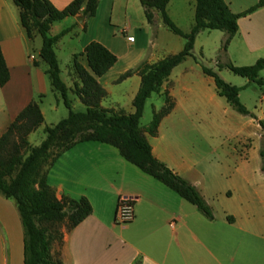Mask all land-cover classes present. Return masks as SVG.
<instances>
[{
    "label": "crops",
    "instance_id": "1",
    "mask_svg": "<svg viewBox=\"0 0 264 264\" xmlns=\"http://www.w3.org/2000/svg\"><path fill=\"white\" fill-rule=\"evenodd\" d=\"M48 1L62 10L73 0ZM223 1L232 13L238 14L252 8L259 0ZM171 2L169 0L166 6L170 19ZM76 17L51 25L48 34L52 37L70 29L53 45L54 54L65 38L76 42L69 52L72 69L73 55L82 53L89 43L104 46L117 61L97 78L106 91L100 106L133 114V100L141 78L133 74L117 82L119 77L142 62L154 64L180 53L184 39L169 32L157 12L153 25H149L140 0H99L93 17H83L82 23H78ZM118 27H122L123 40L115 34ZM37 38L40 41H36ZM130 38L132 42H128ZM36 43L39 53L41 38L37 35L29 41L19 23L18 9L11 0H0V49L9 71V81L0 87V135L27 104L52 92L46 75L47 65L39 56L30 54L33 49L30 46ZM232 51L246 56L264 53V6L238 19L237 33L226 53ZM55 57L58 64L56 54ZM78 61L86 67L84 56ZM178 66L155 93L162 102L152 106L153 111H159L164 105L163 94L167 92L174 107L160 122L157 135L147 136V141L156 160L197 188L211 209L213 219H207L175 192L126 162L117 149L97 142L78 143L63 152L45 172L46 184L58 200L83 197L91 205V214L65 233L62 264H264V190L254 186L261 170L242 160L230 167L222 158L212 160L204 155L197 159L192 141L193 123L204 117L206 99L212 100L213 95L206 80L195 81L190 73H182L173 80L172 74ZM66 75L64 82L59 69L61 81L71 88L78 82L73 69ZM54 96L49 113L62 115L63 103ZM43 103L39 108L45 123ZM255 119L250 118L249 124L259 129L257 121L264 119ZM33 134L28 136L29 142ZM43 139L30 145L37 147ZM119 196L134 198L133 220L124 226L116 225L114 220ZM0 264H23V228L19 213L15 202L2 195Z\"/></svg>",
    "mask_w": 264,
    "mask_h": 264
},
{
    "label": "trees",
    "instance_id": "2",
    "mask_svg": "<svg viewBox=\"0 0 264 264\" xmlns=\"http://www.w3.org/2000/svg\"><path fill=\"white\" fill-rule=\"evenodd\" d=\"M11 1L18 9L19 23L27 39L32 41L37 35L41 38L38 56L47 65L46 75L52 92L60 94L61 101L68 111L65 119L55 125L44 127V139L37 147L30 146L28 142V136L44 123L37 101L27 104L0 135V195L13 200L16 204L23 228V264H62L60 259L52 258L50 254L52 237L49 239L50 235L46 234L41 224L44 221L55 222L57 225L64 224L68 232L91 214V205L86 198L71 200L62 197L58 200L53 190L46 184L45 174L39 180V190L33 187L42 164L51 158L48 166L50 167L63 152L78 143L97 142L117 149L126 162L175 192L207 219H213L211 209L197 188L156 160L151 153L147 136L157 135L160 122L174 107L172 98L167 92L163 94L164 105L159 111H153L152 120L147 127L141 128L140 119L146 100L160 91L173 68L191 56L194 40L200 32L205 30L223 32L225 39L222 51L225 52L237 33L238 19L263 7L264 0H259L255 6L238 14L232 13L223 0H194V22L188 33L179 30L168 17L166 6L169 0H140L149 25H153L154 13H159L166 29L183 38L185 44L180 53L154 64L142 62L119 77L117 82L133 74L141 78L139 90L133 100L134 113L131 115L106 110L100 106V102L106 97V91L98 83L97 78L103 76L117 61L116 57L101 44L91 42L82 53L73 55L72 69L78 82L70 89L59 76L53 45L70 29L52 37L48 34L51 25L80 14L84 18L93 17L99 0H73L62 10L56 9L48 0ZM80 56H84L86 67L79 63ZM218 67L227 68L249 83L255 82L259 86H264V80L258 78L259 73L264 70V58L246 67H235L230 63ZM202 73L212 78L217 95L223 97L235 112L242 116H250L256 121L238 99L240 88L225 83L215 72L207 68H202ZM8 81L9 71L0 49V87ZM66 90L84 106L83 112L72 110L70 101L65 96ZM257 123L264 131V121ZM9 150L12 151L8 160L5 163L1 162V158ZM259 157L260 170L264 172V134L261 136ZM228 220L230 221V218ZM55 240L61 245L62 234L56 232Z\"/></svg>",
    "mask_w": 264,
    "mask_h": 264
},
{
    "label": "rangeland",
    "instance_id": "3",
    "mask_svg": "<svg viewBox=\"0 0 264 264\" xmlns=\"http://www.w3.org/2000/svg\"><path fill=\"white\" fill-rule=\"evenodd\" d=\"M193 5L194 0H172L169 6V13L172 17L171 20L175 26L183 32H189L193 23ZM123 20L124 19H122L121 22H123ZM121 28L122 27H118V32L115 34L119 39L123 40L122 34L120 33ZM224 35L223 32L217 30H205L200 32L196 38V44L192 50L191 56L181 63L178 68L174 69L172 79L175 80L179 78L182 73H190L195 81L202 79L206 80V86L209 87L210 93L213 95L212 100L209 101L206 99V113L204 117L193 123L195 131L192 141L195 152L197 153V159H202L204 155H209L212 160H220L222 158L229 162L230 167L232 164H238V162L242 160L248 162L250 167H259L260 169L261 161L259 149L261 136L264 134V131L261 128L257 129L254 125L251 126V124H249L250 116L238 114L223 98L216 95L213 81L202 73V68L212 70L225 83L242 88L239 92L240 103L254 118L258 117L264 119V86H259L255 82L249 83L245 78L234 75L227 68L218 67V65L222 66L229 63L235 67L250 66L253 65L256 60L264 58V53H252L251 56H246L244 53H236L235 51H232V53L223 52L222 44ZM65 39L60 49H55L59 69L61 71V79L64 82L67 80L66 74L72 73L71 53L69 52L71 47L76 44V42L69 40V38ZM36 41H40V39L37 38ZM30 47L33 48L30 50V54L38 58V52L36 51L37 43ZM258 78L264 80V70L259 73ZM54 95L61 101L60 94L56 92H49L47 96H41L35 100L39 102V104L44 102L43 110L45 112L46 121L31 136L30 142L28 141L29 145H36L40 142L39 140L41 137L44 138L43 128L45 126L55 125L67 117V109L63 105L60 106L62 115H52L49 113L51 104L55 102ZM65 96L70 101L73 111L83 112L85 110L79 100L68 90H66ZM156 102L161 103L162 98L154 94L151 100L145 103L143 114L140 119L141 128L147 127L152 120L154 110L152 106H156ZM159 108L160 107H158V109ZM202 132L206 133L203 134ZM15 143L17 144V141H15ZM11 151L12 150H9L8 153L1 158V162L5 163L8 160ZM50 159L51 158L38 169L36 183L33 186L36 190H39V180L44 176L50 164ZM260 173V177L254 180V186L258 190H264V172L260 171ZM115 224L124 226V224ZM41 227L47 232L46 234L50 235L49 239L52 237L50 239V254L52 258L61 260L64 236L66 233L64 224L57 225L55 222L44 221ZM56 232L62 234L61 245L55 240Z\"/></svg>",
    "mask_w": 264,
    "mask_h": 264
},
{
    "label": "built area",
    "instance_id": "4",
    "mask_svg": "<svg viewBox=\"0 0 264 264\" xmlns=\"http://www.w3.org/2000/svg\"><path fill=\"white\" fill-rule=\"evenodd\" d=\"M128 42H132V39H128ZM134 198L127 196H119L116 203L115 209V223L127 224L133 220Z\"/></svg>",
    "mask_w": 264,
    "mask_h": 264
},
{
    "label": "water",
    "instance_id": "5",
    "mask_svg": "<svg viewBox=\"0 0 264 264\" xmlns=\"http://www.w3.org/2000/svg\"><path fill=\"white\" fill-rule=\"evenodd\" d=\"M76 21H77L78 23H82V21H83V17H81V16L76 17Z\"/></svg>",
    "mask_w": 264,
    "mask_h": 264
}]
</instances>
